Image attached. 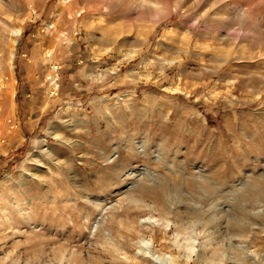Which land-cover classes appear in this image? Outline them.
<instances>
[{
	"label": "rangeland",
	"instance_id": "obj_1",
	"mask_svg": "<svg viewBox=\"0 0 264 264\" xmlns=\"http://www.w3.org/2000/svg\"><path fill=\"white\" fill-rule=\"evenodd\" d=\"M0 264H264V0H0Z\"/></svg>",
	"mask_w": 264,
	"mask_h": 264
},
{
	"label": "crops",
	"instance_id": "obj_2",
	"mask_svg": "<svg viewBox=\"0 0 264 264\" xmlns=\"http://www.w3.org/2000/svg\"><path fill=\"white\" fill-rule=\"evenodd\" d=\"M30 75H31L30 73H27V77L28 78H30ZM22 77L17 72V80H18V83L21 82V80H23ZM23 83H22V85H23ZM22 85H20L19 88H18V91L21 92V93H22V91H24V87H22ZM33 90L35 91V88H33ZM22 98H23L24 105L25 104L27 105V107L24 109L26 114L25 113L23 114L24 116L25 115L26 116H25V119L24 118L23 119H21V118L18 119L17 117H14V120H13L14 121V127L16 128L17 134H20L18 131H20V129H21V123L25 122L26 121V118H28V117L31 116L30 115V112H32V107H33V102H34L33 96H30V98H29V94L26 93V92L24 93V95L22 96ZM28 107H30V111H28V109H27ZM29 126H31V125H29ZM9 150H11V149H9Z\"/></svg>",
	"mask_w": 264,
	"mask_h": 264
},
{
	"label": "bare ground",
	"instance_id": "obj_3",
	"mask_svg": "<svg viewBox=\"0 0 264 264\" xmlns=\"http://www.w3.org/2000/svg\"><path fill=\"white\" fill-rule=\"evenodd\" d=\"M54 255H55V254H54ZM60 255H62V254H60ZM60 255H59V257H60ZM56 257H57V256H55V258H56ZM62 257H63V256H62ZM59 259H60V258H59ZM59 259H58V260H59ZM61 260H62V258H61Z\"/></svg>",
	"mask_w": 264,
	"mask_h": 264
}]
</instances>
